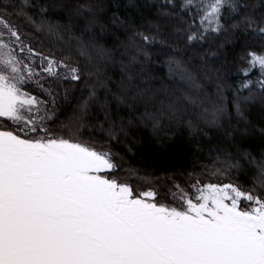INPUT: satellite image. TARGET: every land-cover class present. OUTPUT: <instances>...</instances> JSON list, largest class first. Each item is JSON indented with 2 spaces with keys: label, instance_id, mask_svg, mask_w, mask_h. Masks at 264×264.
Returning <instances> with one entry per match:
<instances>
[{
  "label": "snow or ice",
  "instance_id": "snow-or-ice-1",
  "mask_svg": "<svg viewBox=\"0 0 264 264\" xmlns=\"http://www.w3.org/2000/svg\"><path fill=\"white\" fill-rule=\"evenodd\" d=\"M129 6L0 0V264H264V0ZM141 124L209 144L171 199L115 151Z\"/></svg>",
  "mask_w": 264,
  "mask_h": 264
},
{
  "label": "trees",
  "instance_id": "trees-1",
  "mask_svg": "<svg viewBox=\"0 0 264 264\" xmlns=\"http://www.w3.org/2000/svg\"><path fill=\"white\" fill-rule=\"evenodd\" d=\"M137 2L143 3L144 0H137ZM106 3L109 9L107 13L109 17L112 12H119L121 15L131 12L134 18L138 15L135 9L129 6V0H118V6L117 0H106ZM114 39V37L109 38L106 36L104 42L111 44ZM158 67L161 73L166 72L163 65ZM116 72L118 74L119 70L117 69ZM250 118L256 124L258 134L259 128H264V114L259 109H255L252 111ZM165 131L174 133L173 139L169 141L166 148H161L158 141L153 138L151 128L145 127L143 124L129 129L128 140L115 145L114 148L115 151L123 154L128 144L135 143L136 149L127 154L126 160L131 161L133 167L146 171H141L140 177L134 178L133 182L139 180L140 184L147 186L146 181L148 179L158 180L156 186L159 187L162 198L168 197L171 199L175 193L173 183L183 185L189 173L198 170L202 162H208L209 144L199 136L190 137L187 132L176 131L175 129H165ZM197 143L200 144L203 151L197 149ZM248 147L255 150L258 147L257 141L253 139ZM125 167H127V163ZM233 179L241 184H248L251 181V173L237 172Z\"/></svg>",
  "mask_w": 264,
  "mask_h": 264
}]
</instances>
